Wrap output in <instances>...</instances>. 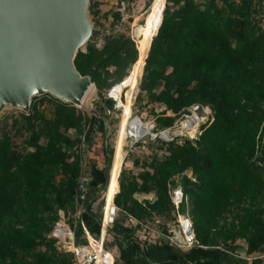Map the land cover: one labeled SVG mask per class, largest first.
Masks as SVG:
<instances>
[{
	"label": "trees",
	"instance_id": "1",
	"mask_svg": "<svg viewBox=\"0 0 264 264\" xmlns=\"http://www.w3.org/2000/svg\"><path fill=\"white\" fill-rule=\"evenodd\" d=\"M201 2L152 0L143 23L133 30L136 46L128 36L111 34L98 48L95 22L73 62L80 75L90 76L100 95L113 88L111 96L117 100L132 66L137 75L143 69L140 91L174 114L158 115L153 133L172 127L175 118L189 115L193 106H207L212 113V121L194 141L156 138L153 142L164 147V154L152 159L151 171L134 176L122 169L113 181L110 174L107 189L121 218L108 233L129 239L133 232L122 228L125 218L144 223L161 216L163 208L171 207L168 186L177 176L182 191L177 213L190 217L200 244L242 241L251 254L264 246V29L256 20L264 0ZM88 10L91 17L97 14L92 0ZM112 20L118 22L120 13H113ZM145 22L148 29L143 33ZM137 91L132 84L126 102L118 103L131 108ZM39 98L40 104L49 102V116ZM102 100L105 109H113L112 99ZM98 109L86 118L75 106L46 94L33 98L28 114L12 121L24 132L21 151L8 132H0V264H73L72 254L59 250L51 235L59 210L69 218L75 244H87L84 226L91 236L93 226L99 228L90 209L116 156L104 145L106 117L101 114L104 108ZM121 126L118 123L117 130ZM73 132H84L88 144L90 182L83 215L92 223L84 226L82 214L80 221L73 218L82 161V139L73 138ZM187 170L195 181L185 175ZM150 191L157 195L153 203L134 198Z\"/></svg>",
	"mask_w": 264,
	"mask_h": 264
},
{
	"label": "rangeland",
	"instance_id": "2",
	"mask_svg": "<svg viewBox=\"0 0 264 264\" xmlns=\"http://www.w3.org/2000/svg\"><path fill=\"white\" fill-rule=\"evenodd\" d=\"M197 2L202 3V0H196ZM152 0H135L133 2H128L125 0H92V4L95 6L97 10V14L91 17V21L93 23L96 22L98 26H96L94 29L96 31V36L94 38V42L96 43V46L98 48L102 47L104 43V37L107 35H119L123 34L125 36H128L136 46L135 39L133 38V30L134 28L142 24L146 12L149 10L150 4ZM113 13H120V20L118 22H113L112 17ZM256 20L259 21L261 27L264 29V3L262 5V8L259 10ZM148 27L147 22H145V25L143 26V33H146ZM146 59V58H145ZM145 63V60H144ZM134 66V65H133ZM129 71L130 79L129 81H125L121 88L118 89L119 91V100L116 98L112 99L114 102L113 109H105L103 98H108L107 91L103 90L101 91V95L96 90L94 86H92L87 94L85 95L82 103L80 106L76 107L78 110H80L83 114H85L86 118L89 117L94 111L99 110V107L104 108V112L101 114L106 117L105 120V139H104V145L108 149H112V154L114 150V155L116 156V163L114 165V168L112 169L111 177L118 176L117 173L122 169H126V171H130L134 174V176H137L139 172L141 171H151L149 169V163L156 157L158 160H160L163 157L164 154V147H158L159 144L157 142H153L156 138L160 139L159 137L153 138L148 134V130H150L151 127H153V130L150 132L153 133L155 129V118L158 115H161L162 113H165V116H171L173 117L174 114L170 111L165 112L164 106L158 103H152L149 102L148 96L143 91H140L139 84L141 81V77L143 74L137 75L133 72L134 67ZM144 68V66H143ZM132 84H136L138 87V91L134 97L133 105L131 108H125L123 104L118 103V101L126 102L127 100V91L129 87ZM126 88L127 91H125V101L122 100V92L123 89ZM111 95L113 96V92H111ZM113 98V97H112ZM42 100H38L40 108L47 114L50 115L49 108L50 105L48 104V101H43L44 104H40ZM196 106H193L189 109L190 114L185 115L181 114L177 116L174 120V123L172 127L167 128L165 131L167 133L168 140L161 139L163 141L169 142L173 139H176L177 143H181L184 139H188L191 141H194L199 134L202 127L206 126L212 121V113L210 109L207 106H204L202 109H196ZM196 112V113H193ZM20 113H22L19 110H13V109H5L2 111L0 115V132H8L10 135L13 146L16 149H19V151L22 150L23 146V139H24V132L20 129V124L13 126V120L14 119H20ZM192 117H196L199 119L198 124L192 125L189 128H185L183 125ZM137 118L140 119L143 126L142 134L144 135L142 139H140L138 142H134V138L132 137L131 132L129 131V124L136 120ZM138 119V120H139ZM86 121V120H85ZM118 123H121L122 126L118 127ZM86 128L83 129L84 132H86ZM159 131V132H162ZM84 132L81 134L74 133L72 134L74 137H79L80 139L83 138ZM96 132H93L91 134L92 139H95ZM151 134V133H150ZM151 141V143H150ZM88 145V144H87ZM112 154L110 155L112 158ZM110 158V159H111ZM134 161H138L137 164L134 165ZM120 168V169H119ZM185 175L190 178L192 181H195V179L192 176V173L190 170H187L185 172ZM173 183H170L168 186V199L171 204L170 206H167L161 210V216L153 215L152 220L146 221L144 223H141L142 228H144L145 232L150 231L149 228L153 227L154 231L156 233L153 235L166 233L169 228L175 227L177 225V221L182 219H186L188 224L192 226V221L189 216H182L179 215L177 212L179 204L181 202L182 198V191H181V182L180 177L175 176L173 178ZM105 193V189L103 187L100 188L98 193L96 194V201L95 206H98L99 209H102L103 206V196ZM140 194V193H139ZM146 195H149L146 199L149 203H153L157 199V195L155 192L150 191L148 193H144ZM135 195V194H134ZM135 198V197H134ZM186 199V198H185ZM94 209V208H93ZM234 211V210H232ZM102 212V211H101ZM155 213V212H153ZM179 216V217H178ZM71 217V216H70ZM229 215H226V218ZM66 221L63 224L64 227L69 228V218L66 216ZM61 219H57L55 224L61 223ZM54 224V225H55ZM186 232L188 234L187 230V223L185 221H182L181 223ZM151 226V227H150ZM70 229V228H69ZM71 230V229H70ZM52 235V233H51ZM161 236V235H160ZM54 238V236L52 235ZM150 238V235H146V239ZM55 239V238H54ZM95 241V239H93ZM155 239H152L153 241ZM148 242V240H147ZM69 244L68 239L57 241L55 240V246L61 250L68 253H71L73 258V264H75L76 256L70 250L65 248L66 245ZM87 247V244L85 245ZM43 249V247H41Z\"/></svg>",
	"mask_w": 264,
	"mask_h": 264
},
{
	"label": "water",
	"instance_id": "3",
	"mask_svg": "<svg viewBox=\"0 0 264 264\" xmlns=\"http://www.w3.org/2000/svg\"><path fill=\"white\" fill-rule=\"evenodd\" d=\"M89 5L90 0H0V115L5 109L28 114L32 99L46 94L81 105L93 83L73 61L92 35ZM151 130V137L168 140L165 131ZM110 168L111 162L104 189Z\"/></svg>",
	"mask_w": 264,
	"mask_h": 264
},
{
	"label": "crops",
	"instance_id": "4",
	"mask_svg": "<svg viewBox=\"0 0 264 264\" xmlns=\"http://www.w3.org/2000/svg\"><path fill=\"white\" fill-rule=\"evenodd\" d=\"M111 173L112 170L110 171V174ZM117 175L119 176V172ZM116 178L117 176H112V181ZM107 187L103 196L104 204L102 209L100 210L98 206H95V202L90 209L91 213L95 214L93 216L91 215L93 220H96V218L101 219V211L104 213L102 226L96 221L99 228L97 229L96 225L93 226L92 236L88 233L84 226V224H91L92 219L89 216H84V211L81 213L83 215V217L81 215V223L82 226H84V233L88 235L92 247H94L95 252L99 254L100 259L97 260L95 264L101 263L102 244L110 253L113 259V264H264V246L261 250L251 254L247 253V245L242 241L229 243L226 246L221 245L216 247H207L203 245L200 247L186 246L182 244V242L175 243L171 240L169 238L170 235L168 234V231L155 236L153 235L156 231H154L151 226V228H149L150 231H143L145 229L142 228L141 223L132 217L125 218L124 222H121L122 228H124L125 231L129 230L133 232L131 238L125 239L117 235L115 236L113 234H109L108 231L110 226L105 228V225L107 224L113 211L116 209V206L114 205V200L113 202L112 199L111 202L107 200L108 191L111 198L110 187L108 189ZM134 197L141 202L148 199L147 197H149V195L140 193L135 194ZM56 214L58 218L61 219L60 222L64 224L66 221V215L64 212L59 210ZM119 217L121 218L118 209L116 220ZM170 229L171 228L168 230ZM146 235H150V238L146 239ZM151 237L155 240L151 241ZM93 239L97 242L95 243ZM86 241H88V239H86Z\"/></svg>",
	"mask_w": 264,
	"mask_h": 264
},
{
	"label": "built area",
	"instance_id": "5",
	"mask_svg": "<svg viewBox=\"0 0 264 264\" xmlns=\"http://www.w3.org/2000/svg\"><path fill=\"white\" fill-rule=\"evenodd\" d=\"M113 88H111L110 90H108V98L110 99H114L111 97L110 93L112 92ZM197 109V106L195 107ZM153 130V127H151ZM160 133V132H158ZM156 133V134H158ZM144 136V135H143ZM143 136H140L138 139H136L134 142H138L140 139L143 138ZM80 152L82 154V161H81V170L79 173V177L77 180V188H76V204H77V209L76 212L73 215V218L75 220H79L80 221V215L81 213L84 211V205L86 202V198L88 195V185L90 182V176H89V172H88V166H87V157H88V147L84 141V138H82L81 144L79 146ZM118 208L116 207V209L113 211L112 215L109 217V220L107 222V224L105 225L106 227L111 226L115 221H116V214H117ZM103 211H102V217L100 219L101 221V226L103 224V220H104V215H103ZM46 216V215H44ZM181 221H185L187 223V230H188V234H186V232L184 231ZM168 234L170 235V239L173 240L175 243H181L186 245V246H195V247H200L201 244L200 242L195 238L193 229L191 227L190 224H188V222L186 221V219H180L177 221V225L173 228H171L170 230H168ZM52 235L54 236V238L60 242V240H64V239H68L69 244L65 246V248L69 249L70 252H72L73 254H75L76 256V260H75V264H95L96 262V252H95V248L92 247L91 242L89 240V237L87 234H85V238L88 239L87 241V247H85L84 245H78L74 243V235L71 232V230L69 228H66L63 226L62 223H56L53 227H52ZM95 243L97 242L96 240L94 241ZM101 253H102V260L100 264H113V259L110 255V253L104 248L103 244H102V249H101Z\"/></svg>",
	"mask_w": 264,
	"mask_h": 264
},
{
	"label": "bare ground",
	"instance_id": "6",
	"mask_svg": "<svg viewBox=\"0 0 264 264\" xmlns=\"http://www.w3.org/2000/svg\"><path fill=\"white\" fill-rule=\"evenodd\" d=\"M111 95V93H110ZM112 97V96H111ZM114 98V97H113ZM199 119H197L196 117H192L190 118L183 126L185 128H189L191 127L192 125H196L198 124V121ZM143 124L140 120L136 119L134 121H132L130 124H129V131L131 132L132 134V137L134 138V140H136L137 138H139L142 134V131H143ZM149 131V130H148ZM152 134V132H151ZM111 161H112V158H111ZM107 200L109 202H111V198H110V195H109V191L107 192ZM183 226V225H182ZM184 229V228H183ZM185 231V230H184ZM96 261L99 260V254L96 253Z\"/></svg>",
	"mask_w": 264,
	"mask_h": 264
}]
</instances>
